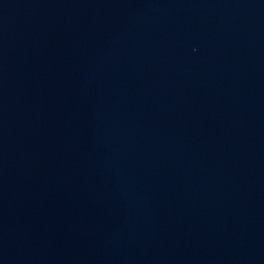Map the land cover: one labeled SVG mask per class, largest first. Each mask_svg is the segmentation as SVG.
I'll use <instances>...</instances> for the list:
<instances>
[{"label":"water","instance_id":"95a60500","mask_svg":"<svg viewBox=\"0 0 264 264\" xmlns=\"http://www.w3.org/2000/svg\"><path fill=\"white\" fill-rule=\"evenodd\" d=\"M0 264H264V0H0Z\"/></svg>","mask_w":264,"mask_h":264}]
</instances>
